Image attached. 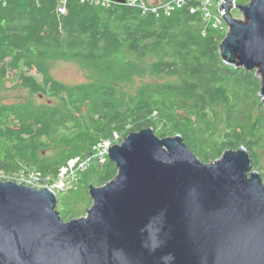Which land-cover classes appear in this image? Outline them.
Instances as JSON below:
<instances>
[{
  "label": "trees",
  "instance_id": "16d2710c",
  "mask_svg": "<svg viewBox=\"0 0 264 264\" xmlns=\"http://www.w3.org/2000/svg\"><path fill=\"white\" fill-rule=\"evenodd\" d=\"M138 1L145 9L66 0L61 11L59 0H0V88L14 79L31 96L0 101V174L20 183L16 175L33 170L47 183L87 157L72 186L56 194L64 220L84 216L89 185L117 174L107 155L96 156L98 144L147 127L160 137L180 134L203 162L244 146L264 182L261 81L223 62L225 25L207 22L195 1ZM48 59L77 60L92 70L90 80L63 84Z\"/></svg>",
  "mask_w": 264,
  "mask_h": 264
},
{
  "label": "water",
  "instance_id": "95a60500",
  "mask_svg": "<svg viewBox=\"0 0 264 264\" xmlns=\"http://www.w3.org/2000/svg\"><path fill=\"white\" fill-rule=\"evenodd\" d=\"M219 9L220 56L256 70L264 101V0ZM107 156L117 174L89 185L91 206L70 220L51 188L0 179V264H264V182L246 147L203 162L180 134L147 127Z\"/></svg>",
  "mask_w": 264,
  "mask_h": 264
},
{
  "label": "rangeland",
  "instance_id": "374dc122",
  "mask_svg": "<svg viewBox=\"0 0 264 264\" xmlns=\"http://www.w3.org/2000/svg\"><path fill=\"white\" fill-rule=\"evenodd\" d=\"M219 1L220 0H208L209 2L208 8L210 12H213L212 13L214 15L213 17L216 16V13L218 14ZM238 1L240 0H235V4L240 5L241 3H237ZM231 12H232L233 17L235 18L240 19L243 17L242 13L240 12L238 8H233ZM227 28L228 27L225 25L224 37L226 35ZM46 67L54 79L66 85H77V84L85 83L90 80V76L92 74V70H90L86 65L82 64L81 62L77 60H73V59H48ZM254 71H255V75L258 76L255 69ZM32 72L35 76H38V78L41 79V76L38 75V72L36 69L33 70ZM165 79H168V78H161L159 80H165ZM147 81L151 82V81H156V80H154L153 78H148ZM132 83L135 85H139L141 83V78L134 77L132 80ZM119 88L121 90L128 89L127 87L124 88L122 86H119ZM29 97L31 96L28 90L18 86L17 83H15L14 79L7 81V85L5 88L4 87L0 88V101L3 103H14L17 101H24ZM107 140L110 142L111 145L118 144L121 142L120 137H116L115 135L112 137H109ZM258 153H260L261 155V163H262L263 170H264V152L258 151ZM85 158L87 157H84L81 160L75 161L69 167L71 169L69 171L68 170L65 171L64 179H67L68 175L71 174V171L75 172V169L77 168V166H79L81 162H84L82 160ZM33 187L38 188L37 185H34ZM57 194L59 195L61 194V192L60 193L58 192Z\"/></svg>",
  "mask_w": 264,
  "mask_h": 264
},
{
  "label": "built area",
  "instance_id": "2783aa9c",
  "mask_svg": "<svg viewBox=\"0 0 264 264\" xmlns=\"http://www.w3.org/2000/svg\"><path fill=\"white\" fill-rule=\"evenodd\" d=\"M65 1L66 0H59V10L64 11V5H65ZM84 1V0H81ZM90 3H95V4H105L108 5L111 2H114L112 0H87ZM186 1H195L198 3V10H200L203 18L207 21V22H211L213 23V25H217L219 23H223L222 20V15L218 6V14L216 13V16L213 17L214 15L212 14L213 12L209 11V2L208 0H186ZM174 2H176L177 5L184 3L185 0H174ZM223 2V0L219 1V4ZM125 3H129V4H139V6L143 9H145V5L144 2L142 1H138V0H126ZM171 3H166L164 5H162L161 7L163 9L166 10V12L171 8ZM234 4H235V0H234ZM152 11H155V8H152ZM215 18V19H214ZM225 25V24H224ZM116 137H118L115 134ZM111 146L110 142L108 140H104L102 141L100 144H98V146L96 147V156H98L100 159L104 158V155H107V149L108 147ZM87 160V158L84 159V162ZM75 161H78L76 159L69 161L68 166L64 167L61 169L59 175L52 179L50 182L45 183V181L41 178L40 173L38 171H27L26 173H21L16 175V180H18L20 183H23L25 185H29V186H34L37 185L38 188L39 187H49L51 188L56 194L59 192H63L66 191L68 188H70L73 184V182L75 181V172L71 171V174L68 175L67 179H64V175H65V171H69L71 168H69ZM81 162V164L79 166H77V168L79 167H83V163ZM76 168V169H77ZM0 179H2V174H0ZM37 188V187H36Z\"/></svg>",
  "mask_w": 264,
  "mask_h": 264
}]
</instances>
